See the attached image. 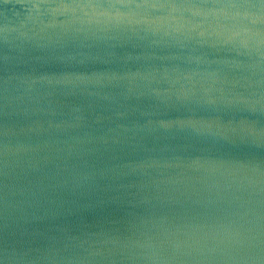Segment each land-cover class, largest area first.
Here are the masks:
<instances>
[{
    "label": "water",
    "instance_id": "obj_1",
    "mask_svg": "<svg viewBox=\"0 0 264 264\" xmlns=\"http://www.w3.org/2000/svg\"><path fill=\"white\" fill-rule=\"evenodd\" d=\"M0 264H264V0H0Z\"/></svg>",
    "mask_w": 264,
    "mask_h": 264
}]
</instances>
